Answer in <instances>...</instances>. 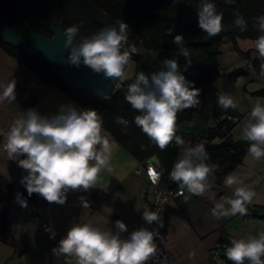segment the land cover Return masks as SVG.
I'll list each match as a JSON object with an SVG mask.
<instances>
[{"label":"clouds","instance_id":"1","mask_svg":"<svg viewBox=\"0 0 264 264\" xmlns=\"http://www.w3.org/2000/svg\"><path fill=\"white\" fill-rule=\"evenodd\" d=\"M232 4L235 0H225ZM199 27L214 37L224 30L223 14L210 0H201L197 8ZM260 35L254 41L259 58L264 59V15L256 17ZM117 27H105L91 36H81L80 26L63 29L66 49L70 48L67 62L79 68L86 66L94 73H103L106 78H122L133 53L141 50L128 46V25L117 21ZM240 31L246 30V21L237 14L234 21ZM78 41V43H74ZM178 52L191 64L189 48L181 35L174 37ZM155 57L157 52L152 51ZM200 89L186 79L175 59L165 58L162 68L146 75L139 72L134 82L128 85L126 101L135 109L134 122L161 150L175 141L178 146L184 141L177 133V114L201 104ZM16 101V80L0 81V103ZM221 108H236L234 99L219 95ZM116 122L127 128L128 121L117 117ZM242 138L249 142L248 154L256 161L264 159V100L257 99L242 125ZM0 153L8 160L18 163L26 172L20 184L31 197L38 194L49 204L64 205L70 191L88 192L96 187L102 171L113 172L111 158L115 142L110 133L103 130L102 118L95 109H82L73 103L62 105L57 113L43 115L29 108L12 121L9 127L0 129ZM21 157H24L21 159ZM203 144L185 148L174 163L170 179L180 185L181 192L203 196L211 185L208 178L216 165H209ZM225 186L233 188L231 197H223L212 208L216 219L237 214H247L246 205L252 201L254 192L245 186L235 174L225 178ZM235 186V187H233ZM189 197L185 196L187 200ZM84 208H89L85 197L79 198ZM16 202L27 208L28 202L22 193L15 195ZM112 211V210H111ZM142 218L146 224L154 222L160 228L164 224L155 212L144 210ZM127 225L115 221L112 228L103 229L91 221L73 223L52 253L74 258L75 264H149L157 257L156 238L158 230L140 227L127 236ZM225 255L233 264H264V231L232 238ZM67 264H73L69 259Z\"/></svg>","mask_w":264,"mask_h":264},{"label":"crops","instance_id":"2","mask_svg":"<svg viewBox=\"0 0 264 264\" xmlns=\"http://www.w3.org/2000/svg\"><path fill=\"white\" fill-rule=\"evenodd\" d=\"M254 41L252 38H236L237 46L243 52L256 50ZM222 45L228 53L229 48L232 49L231 42H224L223 39L217 55L221 76L210 86L203 87L204 97L201 104L197 106L192 119L183 122L180 128L184 131L183 125L187 124L189 130L193 131L184 132L199 133L215 126L221 120H226L225 122L233 124L232 141L248 142L242 138V125L254 102L257 99L264 100L262 96L251 94L264 89V64L255 69L252 62L256 55L253 53L249 59L239 56L237 65L223 64L222 60L227 55L222 54ZM235 69L243 70L245 75L230 80L227 74ZM10 79L16 80V101L0 103V129L6 130L14 119L29 108H35L41 114L48 115L57 113L62 105L70 102L79 107L63 91L44 82L26 65L0 48V81ZM224 94L234 99L236 108L224 109L218 105V96ZM110 139L114 141L111 137ZM114 142L111 158L113 172L102 171L95 188L88 192L70 191L64 205L49 204L37 195L44 208L42 218L50 227L51 238L45 235L39 223L30 220L29 200L26 199L28 207L22 208L15 200L16 194H13L8 203V224L15 238L27 244V252L21 257L13 256L12 248L0 242V264H67L69 259H73L75 264L74 258L52 253V249L58 245L73 223L91 221L95 226L112 228L115 231V221L122 220L128 227L124 236L142 226L146 227L142 213L144 210L149 211L146 196L148 188L143 175L136 172L141 162ZM189 143L190 141L185 140L183 145L187 146ZM229 174L237 175L245 186L253 191L254 178L250 176L258 175L264 178V159L256 161L247 152L242 162L224 176L220 185L208 181L211 187L203 196L191 195L184 190L183 195L168 201L162 213L166 235L162 242L156 239L157 257L149 261V264H209V259L216 264H226L219 258L218 250L230 246L232 238H238L236 233L239 228L235 222L238 214L216 219L211 210L223 197L232 196L233 188L226 187L224 183ZM0 175L13 190L26 191L20 184L26 172L16 161L8 160L6 153H0ZM253 192L252 201L247 204L250 208L257 206L259 202L258 195ZM82 196L89 201V208L82 206L79 199ZM185 196L189 198L186 200ZM254 221H257L256 217H245L242 223Z\"/></svg>","mask_w":264,"mask_h":264},{"label":"trees","instance_id":"3","mask_svg":"<svg viewBox=\"0 0 264 264\" xmlns=\"http://www.w3.org/2000/svg\"><path fill=\"white\" fill-rule=\"evenodd\" d=\"M3 1V3H2ZM201 0H1L2 16L9 28L25 41L30 39L20 15L31 22L42 35L50 37L51 26H61L63 29L66 19L69 23L82 20L89 24L94 33L105 27H117V21L123 20L128 25V46L135 44L141 51L132 54L136 66L133 76L123 88L115 90L109 97H93L86 94L84 89H76L53 71L54 64L41 59L39 54L27 55L8 43L0 40V48L8 55L20 61L32 70L44 82L63 91L82 109H95L102 118V127L110 137L123 147L136 160L144 161L156 157L164 169V181L171 187L180 188V185L170 179V172L177 160L179 146L173 141L164 150H161L149 137L138 128L134 122L135 109L126 101L125 95L129 84L134 82L139 72L150 75L162 68V61L175 59L186 79L194 82L199 88L200 100L204 97L203 87L210 86L221 76L218 69V48L224 38L232 44L233 50L245 59L251 53L256 55L252 65L258 69L264 64L256 50L241 51L236 38L256 39L259 34L249 32V28H258L256 17L264 15V0H235L228 4L225 0H210L219 13L223 14L224 30L219 35L209 37L198 24L197 8ZM237 14L246 21L247 33L234 32L239 29L234 21ZM52 15L57 20H53ZM38 21V22H37ZM40 22V23H39ZM240 30V29H239ZM184 38L185 46L189 48L191 64L187 65L186 58L178 52V46L172 41L175 36ZM82 36H91L84 34ZM152 51L158 53L152 55ZM196 52V53H195ZM245 75L241 69L232 70L227 74L230 80ZM253 96L264 97V89L251 93ZM197 107L185 109L177 114V135L183 141L188 140L195 147L203 144L208 155L206 161L209 165L222 164L226 168L222 174L225 176L236 165L240 164L248 152L249 142H234L232 140L221 144H212L213 140L222 136L221 128L226 120H221L215 126L199 133H186L180 125L190 121ZM117 117L128 121L127 128L116 122ZM210 177V176H209ZM22 193L27 200L35 198L38 194L28 196L23 189L13 190L2 175H0V242L13 250V256H23L27 252V244L17 240L8 224V203L13 194ZM260 218V217H259ZM226 247L218 250V256L226 264H233L225 255ZM209 264H216L209 259ZM247 264V261L245 262Z\"/></svg>","mask_w":264,"mask_h":264},{"label":"water","instance_id":"4","mask_svg":"<svg viewBox=\"0 0 264 264\" xmlns=\"http://www.w3.org/2000/svg\"><path fill=\"white\" fill-rule=\"evenodd\" d=\"M20 18L29 33L30 39L25 41L18 37L9 28L0 12L1 41L23 50L27 55L39 54L42 60L54 64L52 67L54 73L62 77L71 87L84 90L91 89V93L88 95L93 97H104L105 94L113 95L120 78H106L103 73H94L86 66L81 65L77 68L67 62L70 48L64 47L66 36L61 26H51L52 35L48 37L42 35L23 15H20ZM58 32L62 36L59 37ZM74 43H78V41H74ZM106 85L113 87L110 93H105L103 88Z\"/></svg>","mask_w":264,"mask_h":264},{"label":"built area","instance_id":"5","mask_svg":"<svg viewBox=\"0 0 264 264\" xmlns=\"http://www.w3.org/2000/svg\"><path fill=\"white\" fill-rule=\"evenodd\" d=\"M136 54V53H133ZM222 136L213 140L212 144L218 145L223 142L232 140L233 138V124L225 122L221 128ZM136 172L141 173L144 177V181L147 185V200L149 203V211L155 212L160 216L162 220V213L165 204L173 200L177 196L183 195L181 189L171 187L167 182L164 181V169L160 161L156 157H150L144 161H141L139 169ZM30 202V220L37 222L41 226V230L45 233L48 238H51V232L49 225L43 220L44 208L37 196ZM163 222V221H162ZM149 230H158L160 235L157 237L158 242H162L166 232L165 228H160L157 223L146 225Z\"/></svg>","mask_w":264,"mask_h":264},{"label":"rangeland","instance_id":"6","mask_svg":"<svg viewBox=\"0 0 264 264\" xmlns=\"http://www.w3.org/2000/svg\"><path fill=\"white\" fill-rule=\"evenodd\" d=\"M0 2H1V0H0ZM2 3H3V1H2ZM2 10H3L2 7H0V11H2ZM52 17H53V20H57V18H55L56 17L55 15L54 16L52 15ZM68 20H72V19H69V17L66 19V22L64 23V25L66 27H70L73 25H77V26L82 25L80 27V35L81 36L86 34V33L89 35L94 34V30L89 27L88 23H85L82 20H79V22L75 21L71 24V23H69ZM248 30H249V32L259 34L258 28H251L250 27ZM233 31L234 32H237V31L240 32L239 29H234ZM240 33H247V31L246 30L243 32L241 31ZM226 41H228V40L226 38H224V42H226ZM131 46H135L138 49V46L135 44L130 43L129 47H131ZM221 48H222V54L227 55V57L223 58V60H222L223 64L226 63L228 65H237V62L239 60L238 58H240V57L234 50H232L233 48L232 49H231V47L229 48L230 49L229 53H228V50L225 49V47L223 45L221 46ZM133 56L134 55L131 56V61H130L129 65L126 67L122 78L119 79L118 84L115 87V90L118 88H123L124 84L132 78L133 73H134V69L136 66L135 62L132 59ZM103 89H104L105 93H110L111 90L113 89V87L110 85H106ZM88 93H91V89L86 90V94H88ZM109 96H110L109 94L104 95V97H109ZM183 129H184V131H186V130L187 131H193V130H189V126L187 124L183 125ZM189 146L193 147L190 143L187 146L182 145L181 149H180L179 156H180L181 152L185 148H189ZM225 168H226L225 164H222L221 167L216 168V171L212 175H210V177L208 178V181H213L215 184L220 185L221 181L224 178L223 172L226 171ZM252 177L254 178L253 191H255L256 194L258 195L257 200L259 202L256 204L257 206H251V208L248 205H246L249 213H247L244 216H241L238 214L235 217V222L239 228L238 232L236 233L238 238H241V237L248 235V234L255 235V234H258L260 231H264V178L259 177L258 175H256V176L251 175L250 178H252ZM254 213H257V215H255ZM245 217H253V218L256 217L257 221H254V223L252 222V223L243 224L242 220ZM259 220L261 222H259Z\"/></svg>","mask_w":264,"mask_h":264},{"label":"bare ground","instance_id":"7","mask_svg":"<svg viewBox=\"0 0 264 264\" xmlns=\"http://www.w3.org/2000/svg\"><path fill=\"white\" fill-rule=\"evenodd\" d=\"M57 35H58L59 37H60V36H62V34H61L60 32H58V34H57Z\"/></svg>","mask_w":264,"mask_h":264}]
</instances>
